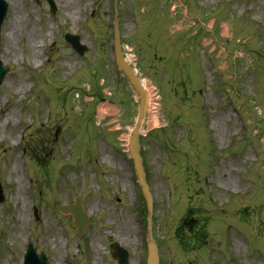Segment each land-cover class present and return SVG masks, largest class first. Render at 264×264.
Masks as SVG:
<instances>
[{"label": "rangeland", "instance_id": "rangeland-1", "mask_svg": "<svg viewBox=\"0 0 264 264\" xmlns=\"http://www.w3.org/2000/svg\"><path fill=\"white\" fill-rule=\"evenodd\" d=\"M53 1L55 13L46 0H6L0 264H22L29 242L48 264H118L113 243L127 264L146 262L128 154L138 99L114 62L115 9L153 95L141 143L160 264H264V0ZM76 195L92 220L81 238L54 209Z\"/></svg>", "mask_w": 264, "mask_h": 264}, {"label": "water", "instance_id": "water-1", "mask_svg": "<svg viewBox=\"0 0 264 264\" xmlns=\"http://www.w3.org/2000/svg\"><path fill=\"white\" fill-rule=\"evenodd\" d=\"M7 4L4 0H0V26L3 18L6 14ZM114 37H115V59L119 69L123 72L130 85L133 87L135 93L139 99L138 116L135 125L128 138V146L130 158L133 162L134 170L136 172L137 181L139 188L142 192V196L146 205V225H147V264H158V250L152 237V198L149 193L148 185L145 179V172L142 166V159L140 156V143L139 136L141 133L142 126L144 125L145 114L148 108V94L142 87L139 79L136 77L134 70L125 61L120 46V36L118 27L115 22L114 24ZM65 39L71 44L72 48L82 55L87 48L80 44V38L74 35H66ZM6 73V68L2 66L0 60V84ZM1 189H0V201H1ZM55 209L57 212L63 214H71L73 218V225L76 227L78 235L83 234L84 228L89 224L85 213L82 211L79 199H76L75 204L70 205H56ZM112 256L116 258L119 264H126L127 254L117 245H112ZM24 264H46V258L44 254L37 255L36 251L29 245L27 254L25 255Z\"/></svg>", "mask_w": 264, "mask_h": 264}, {"label": "bare ground", "instance_id": "bare-ground-1", "mask_svg": "<svg viewBox=\"0 0 264 264\" xmlns=\"http://www.w3.org/2000/svg\"><path fill=\"white\" fill-rule=\"evenodd\" d=\"M66 8H69V7H66ZM15 27V25L13 24V20H11L10 24H9V29L10 30H13V28ZM5 38L7 40H9V36L8 34L5 36ZM35 40L32 39L31 40V47H30V50H29V59L31 60H36L38 58V53L36 52V45H35ZM142 85L144 86V88L146 89V91L149 93L150 97H152L153 95L151 94L150 90L145 86L144 82L142 81ZM23 89H25V87H23ZM152 102L150 104V107H152ZM153 109V108H151ZM8 121V118L5 119V122ZM148 127L149 129L151 128H155L157 125H158V122H157V119L155 117H149V120H148ZM105 159V158H104ZM17 165H15V169L17 170ZM19 181H21V178L19 177L18 178ZM96 251L98 252V249H96ZM57 264H60L59 262Z\"/></svg>", "mask_w": 264, "mask_h": 264}]
</instances>
